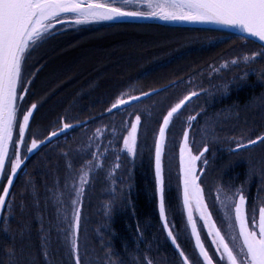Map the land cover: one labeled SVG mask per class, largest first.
Returning <instances> with one entry per match:
<instances>
[{"label": "trees", "instance_id": "obj_1", "mask_svg": "<svg viewBox=\"0 0 264 264\" xmlns=\"http://www.w3.org/2000/svg\"><path fill=\"white\" fill-rule=\"evenodd\" d=\"M127 25L169 27L106 21L65 23L54 27V35L24 61L26 75L35 74L24 103L38 102V117L52 103L50 116L57 118L47 136L60 130L61 119L74 127L36 152L17 176L9 199L11 207L0 221V264L6 257L9 264H74L63 234L58 235L55 227L59 223L61 229H67L64 212L57 220V209L65 208V200L63 205L54 200L58 190L61 196L68 192L64 188L67 165L73 164L77 172L91 158L88 153L95 150L96 143L108 151L103 168L91 177L84 200L81 264H109V256L112 264H146V258L153 264H181L159 215L152 140L163 117L184 92L194 90L199 95L174 115L166 130L165 140L172 143L169 158L188 127L187 118L199 113L193 124L195 144L208 147L200 185L215 219H221L216 209L218 186L230 192L242 188L249 212L263 203L264 143L233 149L238 142L264 136V56L251 63L241 59L244 54L249 56L248 52L264 49L252 40L212 28L169 27L188 36L182 43L144 33L128 36L122 33L125 30L114 29ZM219 33L223 37L213 42ZM241 40L248 41L251 48ZM225 64L227 67H222ZM152 92L137 103L107 111L122 93H127L124 99H128ZM136 115L141 116L140 145L132 159L122 149V137L127 132L125 123L130 124ZM98 128L104 130L103 135L88 148L89 138L95 140ZM177 158L175 153L174 160ZM168 179V214L178 224L177 230L187 233L186 238L178 237V242L189 255L188 249H196L182 207V184L174 173ZM5 228L7 235L3 234ZM44 235L49 237L47 260ZM12 249L14 257L8 255Z\"/></svg>", "mask_w": 264, "mask_h": 264}, {"label": "snow or ice", "instance_id": "obj_2", "mask_svg": "<svg viewBox=\"0 0 264 264\" xmlns=\"http://www.w3.org/2000/svg\"><path fill=\"white\" fill-rule=\"evenodd\" d=\"M128 5H136L137 9L146 7L148 10H129ZM66 17L74 20L77 25L122 18H157L164 21L215 23L238 29L241 33L258 40L261 48L264 49V0H0V179L6 178L7 180V186L0 187V213L11 207L9 204L10 189L18 171L27 160L26 154L23 156L20 154L19 145L24 143L25 131L29 127L34 110L37 109V105L32 104L23 114L22 122L18 120L19 102L24 100V95L28 91L23 87L25 83L22 78L23 63L32 51L42 46L50 36L54 35L52 29L55 24L62 23ZM257 56H264V51L252 53L251 56L246 55L243 59L247 62ZM232 63L235 64L237 61L233 60ZM222 67H227V65H222ZM18 89L22 94H18ZM127 95V93H122L107 111L119 110L131 101L140 99L139 96H130L128 99H124ZM143 95L148 96L150 93H143ZM198 95L199 92L193 90L170 108L163 117L155 141V181L159 193V215L163 221V227L181 258V264H214L213 257L202 242L197 224L193 220L191 196L195 198L197 209L201 212V219L204 220L205 226L210 229L209 235L215 237L212 241L216 246L214 254L219 255L221 264H264V203L254 206L249 213L248 198L242 188L230 192L223 186L217 187L216 199L225 209L232 211V218L238 229L237 233L231 236V241H227L221 231L216 228L215 223H210L211 213L207 211V205L203 202V189L198 183L203 175V167L198 171V162L201 166L207 165L205 153L208 151V147L205 146L197 154H194L190 146L188 130L183 133L179 151V167L187 222L191 228V235L195 239L194 248L198 250L193 259H190L180 248L176 236L169 227L165 215L162 167L166 130L174 115L178 116L186 103ZM195 119L196 116L187 118L189 129ZM140 124L141 116L136 115L135 120L130 124L125 123L127 135L122 137L123 150L133 158L136 155L137 133ZM73 127L74 125L70 123H64L60 132ZM14 130L17 135L15 142H13ZM103 132V129L98 128L94 134L95 140L90 137L87 147L91 148L92 144L101 138ZM113 132L115 133V129ZM58 135L59 133L54 131L46 140L38 142L36 139H32L30 147L25 145L26 153L37 150L41 144H46L51 141L52 137ZM257 143H264V136L249 140L247 143L238 142L237 149H233V151H237L239 148H248ZM108 144L111 145L112 141L109 140ZM10 145L13 149L12 156H9ZM80 151L77 149L78 155ZM107 151L108 147L101 150V145L96 143L95 150L88 153L91 158L85 160L77 170L78 183L74 175L66 176L65 179L64 188L75 194V198L70 201L73 206L72 220L69 221L68 229H61L59 223L55 227L58 235L63 234L65 246L75 256V264H80L78 251L80 209L78 205L81 203L84 185L89 182L90 174L96 169L103 168V160L106 158ZM117 159L119 158L117 157ZM6 161L9 164L7 172L5 171ZM67 167L69 173H72V164L69 163ZM115 167L118 168L119 164L117 163ZM54 203L63 205L59 190L55 195ZM62 212V207L57 209L58 221ZM64 219L67 217L65 216ZM249 221H251V226H249ZM212 229H215L214 233ZM41 230L43 231L42 225ZM4 231L8 232L9 230L5 228ZM8 239L11 240L13 237L9 236ZM42 240L44 241L43 255L47 260L46 246L49 237L44 235ZM8 255L14 257L15 249H12ZM108 259L109 264H112L110 256ZM146 264H153V262L146 258Z\"/></svg>", "mask_w": 264, "mask_h": 264}, {"label": "rangeland", "instance_id": "obj_3", "mask_svg": "<svg viewBox=\"0 0 264 264\" xmlns=\"http://www.w3.org/2000/svg\"><path fill=\"white\" fill-rule=\"evenodd\" d=\"M119 5V4H117ZM127 8L129 10H143V11H147L148 9L145 7V8H142V9H137V6L136 5H128ZM64 19H69V20H72L71 18H64ZM93 22V21H92ZM72 23V22H70ZM70 23H67V24H70ZM60 24H55L54 27L58 26ZM113 29V28H112ZM114 29H117L118 30H125L123 31L122 33H124V35H130V34H133V35H136V34H150V35H154V36H160V37H166L168 38V40H172L170 42H173V43H182L183 40L187 39L186 37V34H182L181 31L179 30H169L170 28L169 27H163V28H160V27H157V28H146V27H138V26H125V27H116ZM223 37V35H221L220 33L219 34H215L213 36V38L215 40H212L213 42L221 39ZM241 42L243 45H245L246 47H249L248 49H250L251 45H248L246 43H249L248 41L246 40H241L239 41ZM258 52H262L261 49L259 50H256L254 53H258ZM249 53V56L252 54L250 52ZM246 56V54L243 55V57ZM243 57L241 58L243 60V63H245ZM260 56H257L255 59H249L246 63H251V62H254L256 61ZM26 65V64H25ZM23 64V67H22V78L23 80L25 81V83L23 84V87L24 88H27L29 87V81L31 79V77L33 75H35L33 72H30L29 75L30 76H27L26 73H25V66ZM24 68V69H23ZM28 92V91H27ZM36 93L38 91H35ZM18 94H22L20 92V90L18 89ZM184 95L187 94L186 92L183 93ZM27 94L24 95V99H25V96ZM21 102L23 103L22 106L21 105ZM179 102V101H178ZM177 102V103H178ZM53 103H55L53 101ZM254 103V102H253ZM256 103V102H255ZM32 104H36L37 105V109H38V102L36 101H32L30 103H28L26 105V103H24V100L23 101H20L19 102V112H18V120L20 122H22V116L23 114L25 113V111L27 109H29L31 107ZM52 103H50L51 105ZM46 106V110L44 113H42L39 117H38V114H36V110H34L33 112V115H34V119L32 117V119L30 120L29 122V127L28 129H26L25 131V137H24V143L23 144H20L19 145V152L20 154L23 156V155H28L29 153H26V149H25V145L29 146L31 145V141L32 139H36L38 142L39 141H42L43 139H45L47 137V135L51 132L50 129H49V126L52 124V123H55V120H57V118L54 120L51 118V111H49L51 109L52 106ZM252 106V105H251ZM50 108V109H49ZM190 116H196V119L194 121H192V127L189 129L187 127L186 130H188L189 132V142H190V146H191V149H192V152L194 154H197L199 151H201L204 147H201V146H197V144H195V138H194V134L195 132L193 131V124L194 122H196V120L198 119V116L197 114H194V115H191ZM40 118V120H42V122L38 119ZM135 120V117L133 118L132 121ZM67 119L65 120H62L61 119V123L63 126L64 123H66ZM131 121V122H132ZM57 122V121H56ZM140 129H141V124L139 126V129H138V133H137V142H136V154H137V150H138V147H139V143H140ZM127 135V132L125 134V136ZM157 136H158V131L155 133L154 137H153V140L152 142L154 143V148H153V151H154V156H155V141L157 139ZM17 138V135H16V130H14L13 132V142H15ZM182 141H183V137L181 138V141L179 143V146L177 148V150H171V153L173 154L174 153V156L173 157H170V145L172 143H169L165 140V144H164V150H163V155H162V167H163V177H164V203H165V215H166V219L168 221V224H169V227L172 229L173 231V234L176 236L177 238V243L179 244L178 242V237H183V238H186L187 236V233H183V232H180L177 230V226L178 224H175L171 221L170 219V216L168 214V209H167V206H166V202H165V189H166V182L167 180L169 181L168 178L172 177V173L178 175L180 177V181H181V184H182V178H181V175H180V167H179V151H180V146L182 144ZM123 142V141H122ZM59 143V142H58ZM65 143V142H64ZM122 149H123V143H122ZM169 150V151H168ZM125 153H127L125 150H123ZM12 152H13V149L11 147V145L9 146V156H12ZM175 153L177 155V161L174 160V157H175ZM207 153L208 151L205 153V158L207 157ZM129 155V154H128ZM66 157V156H64ZM129 157H131L132 159H134L136 157L133 158L132 156L129 155ZM32 158V157H31ZM30 158V159H31ZM29 161V160H28ZM27 161V162H28ZM67 161V160H65ZM26 162V163H27ZM67 163V162H66ZM26 165V164H25ZM24 165V166H25ZM155 165V164H154ZM73 166V164H72ZM80 168V167H79ZM201 168V165L200 163L198 162V171L200 170ZM9 169V164L8 162L6 161V165H5V171L7 172ZM24 169V168H22ZM22 169H20V172L22 171ZM79 170V169H78ZM19 172V173H20ZM95 171H93L91 174H90V177H89V182L91 181V177L93 175ZM19 175V174H18ZM68 175H74L76 176V182L78 183V175H77V172L76 170H74L73 168V172L72 173H69V169H68ZM89 182L87 184L84 185V193L81 197V203L78 205L79 209H80V221H79V229H78V251H79V259H80V264H81V257H80V243H79V239H80V232H81V228H82V224H83V220H84V200H85V196H86V192L88 191V186H89ZM198 183L200 184V180L198 181ZM3 186H7V180L6 178L4 179H0V187H3ZM201 186V185H200ZM201 188L203 189V187L201 186ZM13 189V187H12ZM180 195H181V200H182V207H183V211H184V216H186V211H185V207H184V204H183V184H182V189L180 190ZM12 192V190H11ZM245 194V193H244ZM247 195V194H245ZM63 200H65V204L63 205V207H65L63 209V217H67V225H66V228L68 229L69 227V221L72 220V212H73V206L71 205L70 201L71 199H74L75 198V194L74 192H67L65 193V195H62L61 196ZM157 197H158V209H159V193L157 191ZM216 197H217V192H216ZM190 200H191V204H192V207H193V211H194V215H195V219H196V222H197V225H198V228H199V231L200 234L203 235L202 239L204 238V240H206L207 244L210 243V241L212 242L213 239L215 238L214 235H209V227L205 226V222L204 220L201 219V212L200 210L197 209V204H196V201H195V198L191 197L190 196ZM203 202L207 205V211L211 213V221L210 223L214 222L215 225H216V228H218L220 231H221V234L225 236L226 240L227 241H231V236L233 234H236L238 229L236 228V225H235V221L234 219L232 218L233 217V213L230 209H225L216 199V206H217V211H218V215L220 216V220H217L215 219V217L213 216L212 214V207H211V204L210 202L206 199V196H205V193L203 191ZM264 203V201H263ZM108 206L112 205V201L109 202V204H107ZM107 208L108 210V213H110V210H109V207L105 206V209ZM251 213V212H249ZM186 219H187V216H186ZM163 222V221H162ZM231 225V227H230ZM176 226V227H175ZM189 226V225H188ZM249 226H251V221H249ZM179 227V226H178ZM166 231V230H165ZM213 233L215 231V229H212ZM167 232V231H166ZM7 233L9 234V232H5L3 234H6ZM192 236V235H191ZM8 238V236H6ZM193 239V237H192ZM187 241L183 242V244H186ZM195 244V243H194ZM231 246V244H230ZM214 247L216 248V246L214 245ZM73 258H74V261L73 263L75 264V256L73 255ZM7 257L5 258L4 260V264H9L7 263Z\"/></svg>", "mask_w": 264, "mask_h": 264}, {"label": "water", "instance_id": "obj_4", "mask_svg": "<svg viewBox=\"0 0 264 264\" xmlns=\"http://www.w3.org/2000/svg\"><path fill=\"white\" fill-rule=\"evenodd\" d=\"M70 22H74V20H69V19H63V22L62 23H57V24H65V23H70ZM106 22H113V23H137V24H157V25H163V26H169V27H180V28H212V29H216V30H221V31H227V32H231V33H234L236 35H239L241 37H244L246 39H249V40H252L258 44H260V42L258 40H255L253 39L252 37H249L247 36L245 33H241L238 29H235V28H231V27H224L222 25H219V24H215V23H199V22H196V23H193V22H180V21H164V20H160V19H157V18H122V19H117V20H113V21H106ZM154 92L150 93V95H152ZM150 95L148 96H144V95H140V99L139 100H133L131 101L129 104L127 105H124L122 106V108L124 107H127L129 105H132L134 103H137L145 98H148ZM188 103V102H187ZM186 103V104H187ZM33 117V116H32ZM32 117L30 118V120L32 119ZM69 130V129H68ZM68 130L64 131V132H60V130L56 131L59 133L58 136L56 137H52L51 141H48L46 144H41L40 147L29 153L27 155V160H25L24 164L21 166V169L24 167V165L26 164V162L36 153L38 152L43 146L49 144L50 142H52L53 140H55L56 138H58L59 136L63 135L64 133H66ZM51 135V134H50ZM49 135V136H50ZM47 136V137H49ZM46 137V138H47ZM43 139V140H46ZM20 170L18 171V174H19ZM17 174V176H18ZM17 176L15 177L14 179V183L16 181V178ZM13 183V185H14ZM12 185V187H13ZM12 187L10 189V192L12 190ZM191 201V200H190ZM191 209H192V213H193V220L196 222V219H195V215H194V211H193V207H192V204H191ZM186 210V209H185ZM1 216H2V213H0V221H1ZM186 216H187V210H186ZM197 224V222H196ZM190 228V226H189ZM197 229L199 231V228H198V225H197ZM190 232H191V228H190ZM199 234H200V231H199ZM201 236V234H200ZM193 237V236H192ZM193 240L195 242V239L193 237ZM201 240H202V237H201ZM203 242V241H202ZM215 264V263H214Z\"/></svg>", "mask_w": 264, "mask_h": 264}, {"label": "flooded vegetation", "instance_id": "obj_5", "mask_svg": "<svg viewBox=\"0 0 264 264\" xmlns=\"http://www.w3.org/2000/svg\"><path fill=\"white\" fill-rule=\"evenodd\" d=\"M202 241H203L206 249L209 251V254L213 257V262L215 264H221V262L219 261V255L218 254H214V253H216V248L214 247L213 243L210 241V243L207 244V242L204 241V238L202 239ZM196 251H198V250L194 251V250L188 249V252H189L188 256H189L190 259L194 258V254L196 253Z\"/></svg>", "mask_w": 264, "mask_h": 264}, {"label": "bare ground", "instance_id": "obj_6", "mask_svg": "<svg viewBox=\"0 0 264 264\" xmlns=\"http://www.w3.org/2000/svg\"><path fill=\"white\" fill-rule=\"evenodd\" d=\"M186 211V210H185Z\"/></svg>", "mask_w": 264, "mask_h": 264}]
</instances>
